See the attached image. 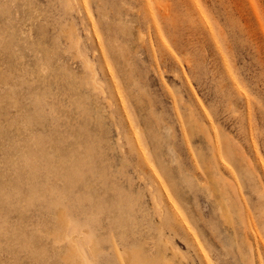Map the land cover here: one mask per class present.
<instances>
[{"label": "rangeland", "instance_id": "obj_1", "mask_svg": "<svg viewBox=\"0 0 264 264\" xmlns=\"http://www.w3.org/2000/svg\"><path fill=\"white\" fill-rule=\"evenodd\" d=\"M124 254L264 264V0H0V264Z\"/></svg>", "mask_w": 264, "mask_h": 264}, {"label": "bare ground", "instance_id": "obj_2", "mask_svg": "<svg viewBox=\"0 0 264 264\" xmlns=\"http://www.w3.org/2000/svg\"><path fill=\"white\" fill-rule=\"evenodd\" d=\"M66 1H69V0H66ZM156 25V24H155ZM158 30L156 29V32H157ZM158 33V32H157ZM159 35V34H158ZM71 48H74L75 49V51H76V54L78 55V57H80V59L82 60V62H83V64L86 66V67H88L89 68V70L91 71V77H92V81H93V83H92V85H93V87H94V89L95 90H98V89H101L100 88V86H98V84H97V80H96V74H95V72H94V70H93V65L91 64V62L85 57V56H83V54H82V51L80 50V48L76 45H71ZM105 74L106 75H108L109 76V80H111V79H113L112 78V74H111V71H110V69H109V67L107 66V68H106V70H105ZM218 148V147H217ZM74 243V245H73V247L75 248L76 247V244H75V242H73ZM138 256H135V255H131V256H125V254H124V256H123V260H122V262H121V264H139V260H137L136 258H137ZM79 259L81 260V263L80 264H89L85 259H84V257H83V255H79ZM144 262H146L145 260H144ZM71 263V261H69V264ZM143 263V262H142ZM144 264V263H143Z\"/></svg>", "mask_w": 264, "mask_h": 264}]
</instances>
